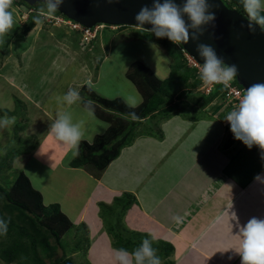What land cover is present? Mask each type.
Masks as SVG:
<instances>
[{"label":"rangeland","instance_id":"1","mask_svg":"<svg viewBox=\"0 0 264 264\" xmlns=\"http://www.w3.org/2000/svg\"><path fill=\"white\" fill-rule=\"evenodd\" d=\"M16 5L20 6L21 3L16 0V3L13 4L14 27L3 37V42L0 43V120L14 118L15 121L10 125L0 127V185L7 190L11 188L20 172L17 168L21 165L19 164L21 156L30 151L37 143L35 132L39 117L28 99L33 100L31 90L38 85V82L43 83L40 79L42 76L45 77L47 75V69L55 57H59V64L64 69L52 71L54 75L56 74L57 77H60V80L54 86L53 94L48 96V100L44 105L47 108L49 107L48 105L56 107L58 104V106L64 107V110L61 112L56 111L57 114L64 115L63 113H67V116L71 119L73 114L75 119H79V116L74 111L76 103L69 105L63 99L70 90L80 93L82 100L80 99V102H77L79 104L82 101L86 102L85 100L92 99L88 91L90 86L94 92L102 97L107 99L119 98L127 105L136 107L142 101V95L135 84L127 79V72L133 66L143 64L151 68L160 79H166L172 71V65L178 61L179 53L182 49L180 44L177 46L169 44L166 48L158 46L150 40H145L146 38H151L147 31L129 26L123 29L102 28L98 31L97 38L86 45H82V38L77 32L61 26H53L45 20V22L41 21L28 35H24L23 27L26 22L22 18L21 12L27 9L26 6L29 5L24 2L20 6L22 9H17ZM36 8H39V6H36ZM41 8L47 11L46 7L41 6ZM79 65L91 71V84L93 83V87L89 84H87L88 88L81 86V81L86 80L89 74H84L80 70ZM19 71L22 73L21 81L25 85L23 84L17 89V87L12 86V81L15 83V76ZM132 71L134 70L132 69ZM98 73L99 75H97ZM49 86L50 84L42 85V89H47ZM187 93L176 111L167 117L161 114L157 115L155 119H149L139 124L134 131L135 135L129 138L133 141L139 136H147L152 133L151 135L159 141H165L162 146L153 143L152 157L143 163L142 167H145L146 172L143 177L141 174L139 177L142 178V189L147 185L148 191L146 192L147 198L145 199L144 197L143 199L145 205L139 201L142 205V210L145 209L144 206L153 207L157 205L159 199L164 204L160 208L167 210L170 207L168 204L171 200H178L173 198L174 195L178 194V191L182 189V185L193 179L195 173L200 170L197 158H195L197 154L188 155L189 152H199L202 156L209 154L210 151L215 152L216 143L214 141L218 137L214 132L207 133L205 130L196 129L200 123L212 124L215 127L214 131L220 128L219 133L225 139H223V144L218 142L219 151L223 150V152H226L229 145L231 143L234 144L232 153L234 163L233 167L230 168L234 177L236 175L239 178L252 176L257 167H260L259 163L264 162V158L261 155L262 151L259 152L260 154L258 153L259 155L255 153L256 151L258 152L257 146L249 149L242 141L234 137L230 125H227V120L225 119L230 110L222 100L214 102L202 110V94L197 92V90ZM101 109L104 111L103 108ZM178 116L181 120L174 124L179 125L180 129L182 128L181 132L170 136L166 135L164 139L166 132L161 128L162 123L167 118ZM80 119L78 125L81 131L83 126L87 127L85 130L87 133L84 136L92 137L93 140L95 139L94 134H100L105 128L104 126L107 125L103 120L96 118L95 115L93 118L86 114ZM40 122L42 123V121ZM129 146L132 145L130 144ZM129 146H126V148ZM255 155L259 159L257 162L256 159L252 158ZM206 156L208 157L209 155ZM243 166L244 170L242 169ZM90 168L97 170L93 166H90ZM240 170H242L243 174H241ZM96 172L97 174L102 173L98 170ZM32 177L33 183L39 185L40 180L37 175L34 174ZM204 177L201 175L199 179L202 181L201 183H203ZM142 194H145V191H142ZM87 196L88 192H83V197ZM129 198L125 195L121 201H116L112 207H101V215L106 221L105 228L108 234L110 229L115 230L116 228L117 232L114 234L122 235L123 239L132 240L138 244L137 246L126 245L124 242H120V239L115 241L114 235H111L113 247L114 244H116V248L120 249H124L127 246L131 247L132 252H134L141 247L146 237H137V235L132 237L131 230L134 226L129 210L135 209L137 202L135 199ZM131 201L132 203H130ZM119 207L125 208L124 212H126L119 217L109 215L111 210ZM172 210H175V208L172 207ZM137 214H139V211H137ZM140 220L144 223H149L142 215H140ZM85 228V226H80L71 229L68 234L64 235L62 239L64 251H59V255L64 252L73 259L75 264H92L90 260L92 256L88 253L89 238L86 236L88 234L87 231L85 234ZM155 229L157 230L155 235H159V229ZM125 230L131 232H125ZM147 240L149 243L153 241L150 238H147ZM156 241L159 240L154 239L153 242ZM156 243L162 244L163 242ZM79 245H81V250L76 251ZM150 246L152 247L153 245ZM159 249L156 248L157 251L154 252L162 261L165 259V253ZM110 259L111 261L108 264H118L114 259ZM168 260H171V258ZM0 264L8 263L0 259ZM145 264H148L147 258Z\"/></svg>","mask_w":264,"mask_h":264},{"label":"crops","instance_id":"2","mask_svg":"<svg viewBox=\"0 0 264 264\" xmlns=\"http://www.w3.org/2000/svg\"><path fill=\"white\" fill-rule=\"evenodd\" d=\"M258 10L264 12V5ZM72 60L77 61L76 59ZM59 63V57H55L47 69V75L42 76L40 79L43 83L38 82V85L31 90L33 100L27 98L39 117L35 132L37 143L30 151L21 156L19 162L21 165L17 170L20 171L19 173H24L33 188L40 192L44 206L59 205L62 213L74 225L73 229L80 226L86 227L85 234L87 231L86 236L89 238L88 253L92 256L90 257L92 264H108L111 261L110 258L117 261L115 257L118 251L113 247L111 235L106 231V221L101 215V207H112L117 200L121 201L125 195L137 202L135 209H128L134 227L131 230L132 232L128 230H125V232H131L132 237L137 235V237H146V239L150 238L153 241L154 235L155 239L159 240L156 242H163V247L171 244L174 248L171 260L175 264H241V257L238 252L240 227L253 217L264 219V182L255 179L257 175H264V162H258L260 167H257L252 176L239 178L236 175L234 177L230 170L234 163V158H232L234 144L231 143L226 152L219 151V144H223V139H225L219 133L220 128L214 131L215 127L212 124L200 123L196 129L205 130L207 133L214 132L218 137L216 141L213 140L216 143L215 152L210 151L205 156H202L199 152H189L188 155L197 154L195 158H197L200 170L195 173L193 179L182 185V189L178 191V194L174 195L173 198L178 200H171L168 204L170 207L167 210L160 208L164 205L161 199L158 200L157 205L153 207L144 206L145 209L142 210L140 202L145 205L143 199L144 197L147 198L146 192L148 191L147 185L142 189V178L139 177L140 174L143 177L146 172L145 167L142 166L144 162L152 157L153 143L162 146L165 141H159L151 133L150 136L137 137L132 141V146L125 147L120 156L101 174H97V170L91 169L90 166L73 168L71 163L77 156L73 158L71 150L64 142L56 141L54 136H50L53 135L52 126L61 116L56 111L61 112L64 107L57 104L56 107L48 105L49 107L46 108L44 105L48 100V96L53 94L54 86L60 80V77L54 75L52 71L64 69ZM79 67L84 74H89L86 80L81 81V86L87 87L88 81H91V71L82 65H79ZM149 69L153 72L151 68ZM21 78L22 73L19 71L15 76V83L12 81V86L18 89L23 84L25 85ZM48 84H50L49 88L43 90L42 85ZM71 84L73 85V83ZM91 86L93 87V83ZM88 89L91 96L92 94L100 96L90 86ZM141 97L142 101L136 107L143 103V96ZM80 99L82 100L81 96ZM77 102L74 111L79 119H75L72 114L71 122L73 124H78L80 118L88 114L89 110L94 113L96 118L107 124L100 134H94V138L104 135L109 130L110 120L113 117L126 118L117 113L112 116V112L104 117H99L94 110L83 106L84 101L80 104ZM63 114L67 115V113ZM180 120L181 118L178 116L167 118L162 123L161 128L166 132L164 139L166 135L170 136L181 132L182 128L180 129L179 125L174 124ZM86 128L82 127L84 134L87 133L85 132ZM86 136L81 142H88ZM218 142L220 143L218 144ZM242 169L244 170V166ZM240 172L243 174L242 170ZM34 174L40 180L39 185L33 183L32 176ZM201 175L205 176L203 183L199 180ZM85 191L88 192L87 197H83ZM142 191H145V194L141 195ZM172 207L175 210H172ZM124 210L125 208L119 207L111 210L109 215L119 217L126 212ZM137 211H139V214H137ZM232 213L236 214L235 218L232 217ZM140 215L149 223L140 220ZM175 217H180L179 222L174 219ZM155 228L159 229V235H155L157 231ZM150 245H153V243H150ZM129 258L134 264L135 258L131 254ZM164 262L162 261V263Z\"/></svg>","mask_w":264,"mask_h":264},{"label":"trees","instance_id":"3","mask_svg":"<svg viewBox=\"0 0 264 264\" xmlns=\"http://www.w3.org/2000/svg\"><path fill=\"white\" fill-rule=\"evenodd\" d=\"M18 1L21 5L24 4V1ZM223 1L228 8L236 9L249 20L256 22V20L249 18L244 0ZM36 6H39V8H36ZM36 6H26V8H35L38 11L47 12L41 6L47 9L48 4L39 3ZM55 13L57 15L60 14L66 20H70L57 10L53 14ZM258 16H264V12L258 10ZM34 18H38L41 21L38 15H31L23 27L24 35H28L38 25L35 23ZM124 27L128 26L118 28L123 29ZM262 28L264 29V27ZM148 33L151 38H146L145 40H150L158 46L166 48L169 44L172 46L178 45L173 43L167 36L158 37L155 32ZM179 54L178 61L171 67L172 71L169 78L165 80L158 79L143 64H137L129 70L128 79L137 86L144 99L139 107H131L119 98L110 100L94 94H92L91 100L83 103L85 108L94 110L99 117H104L112 112V116L117 113L130 120L113 117L112 120L109 119L111 126L104 135L97 136L91 144L86 141L81 142L79 155L71 163L73 168L93 166L98 171L103 172L120 156L121 151L126 146L132 144V140L129 138L135 135L134 131L139 124L147 119H155L157 115L162 114L167 117L178 109L183 97L188 94L187 92L191 93L194 90L198 92L202 81L196 70L187 66L183 49H181ZM236 83L239 85L237 79ZM224 92V87L218 85L210 95L202 94L203 103L201 104V109L204 110L214 102L221 101ZM133 113L135 118H133ZM257 148L258 152L256 151L255 153L258 154L262 150L259 147ZM252 158L259 161L256 155ZM0 219L7 224L8 228L7 234L0 236V259L5 263L75 264L73 259L64 252L59 255V251H64L62 239L64 235L74 228V225L62 213L59 205L54 204L48 207L43 205L42 195L33 188L28 177L22 172L17 175L9 190L0 185ZM115 232L113 229L109 230V234L114 235L115 241L120 239V242H124L126 245H138L132 240H125L121 236L114 234ZM152 243L154 251H157L156 248H160L159 250L165 253V259L162 260L165 262L162 264H175L174 261L168 260L174 253V248L171 244H167L168 247H163L162 244L156 245L155 242ZM115 245L114 248L119 250L120 248H116ZM76 249V251H80L81 245L77 246ZM124 249L128 253H133L131 247L126 246Z\"/></svg>","mask_w":264,"mask_h":264},{"label":"clouds","instance_id":"4","mask_svg":"<svg viewBox=\"0 0 264 264\" xmlns=\"http://www.w3.org/2000/svg\"><path fill=\"white\" fill-rule=\"evenodd\" d=\"M63 0H49L47 14L51 15L56 11ZM14 0H0V43L3 37L14 27ZM245 9L249 18L264 27V16H258V9L264 5V0H244ZM210 5L207 0H186L183 12L186 13L192 21V26H200L215 19V14L209 11ZM43 11V10H41ZM139 25L151 23L153 31L158 37L167 36L171 41L180 44L187 42L189 32L184 19L181 16V9L171 0H165L163 4L156 3L153 9L144 7L135 17ZM35 23L40 24L38 18H34ZM196 39V37H193ZM199 54L204 58V64L199 70V78L205 85H223L227 87L237 75V68L224 63L218 58L213 48L206 45H199ZM91 85V81H88ZM69 105L75 104L80 100L79 92L70 90L64 97ZM89 116L94 118V113L89 110ZM133 118L135 114L133 113ZM225 119L230 122L231 132L237 140L242 141L249 149L253 146L262 150L261 155L264 158V84H253L246 89L238 106L227 113ZM13 119L0 120V127L14 123ZM106 128V126H104ZM51 137L56 141H62L71 150L72 157L79 155V145L85 139L84 133L78 124H73L71 118L67 115H61L52 126ZM88 143H93V138L88 137ZM257 181L264 182V175H257ZM235 213L232 217L235 218ZM179 222L180 217H175ZM7 224L0 219V236L7 234ZM240 247L239 254L241 264H264V219L256 217L251 218L245 225L240 227L239 235ZM153 239L155 236L153 235ZM134 264H145L147 258L148 264H162L159 257L155 255L150 243L145 239L138 249L133 253ZM130 254L123 248L118 250L115 259L118 264H133L129 258Z\"/></svg>","mask_w":264,"mask_h":264},{"label":"water","instance_id":"5","mask_svg":"<svg viewBox=\"0 0 264 264\" xmlns=\"http://www.w3.org/2000/svg\"><path fill=\"white\" fill-rule=\"evenodd\" d=\"M22 1L32 7L49 3V0ZM157 2L163 4L165 0H63L56 10L86 28L104 24L154 32L151 23L139 25L135 17L144 7L153 9ZM171 2L181 9L189 32L188 41L180 43L184 52L203 65L205 61L199 54V45L210 46L225 64L237 68V82L245 91L253 84H264V29L258 23L228 8L223 0H207L215 19L193 27L189 16L183 12L186 0Z\"/></svg>","mask_w":264,"mask_h":264},{"label":"built area","instance_id":"6","mask_svg":"<svg viewBox=\"0 0 264 264\" xmlns=\"http://www.w3.org/2000/svg\"><path fill=\"white\" fill-rule=\"evenodd\" d=\"M15 3H16V0H14V4ZM16 8L22 9L20 6H17V5H16ZM21 13H22V18L25 20V22L28 21V19L31 15L36 14L40 17L41 21L45 20V21L51 23L53 26H58V27L61 26V27H64L66 29L77 32L79 34V36L82 38V45L89 44L90 42L95 40L98 36V31L101 30L102 28L108 27V28H112V29H118V27L107 26L104 24L98 25L94 28H86L83 25L76 23L72 20H66L61 15H55V14L48 15L47 12L38 11L35 8L34 9H25ZM184 54H185L187 66L191 69H195L198 76H199V70L203 65L199 64L196 61V59L191 57L186 52H184ZM216 86H218V85L217 84L205 85L202 82L200 88L198 89V92H200L203 95L208 96L213 92V90L215 89ZM220 86H223V85H220ZM224 89H225V92H224V96L222 98V101L226 104V106L229 107V110L232 111L238 106L239 101L242 99L243 94L245 93V89L236 83V77L231 82H229V85L227 87H224ZM226 123H227V125H230V122L226 121Z\"/></svg>","mask_w":264,"mask_h":264},{"label":"bare ground","instance_id":"7","mask_svg":"<svg viewBox=\"0 0 264 264\" xmlns=\"http://www.w3.org/2000/svg\"><path fill=\"white\" fill-rule=\"evenodd\" d=\"M114 27H116V26H114Z\"/></svg>","mask_w":264,"mask_h":264}]
</instances>
